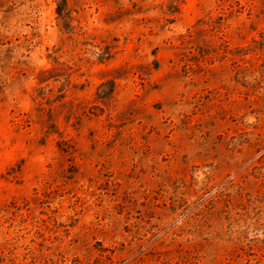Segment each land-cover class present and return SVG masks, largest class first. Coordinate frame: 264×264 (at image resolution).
Instances as JSON below:
<instances>
[{
  "label": "rangeland",
  "instance_id": "obj_1",
  "mask_svg": "<svg viewBox=\"0 0 264 264\" xmlns=\"http://www.w3.org/2000/svg\"><path fill=\"white\" fill-rule=\"evenodd\" d=\"M0 264H264V0H0Z\"/></svg>",
  "mask_w": 264,
  "mask_h": 264
}]
</instances>
